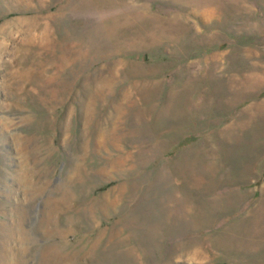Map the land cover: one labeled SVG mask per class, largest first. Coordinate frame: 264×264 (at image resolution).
I'll list each match as a JSON object with an SVG mask.
<instances>
[{
  "label": "rangeland",
  "instance_id": "374dc122",
  "mask_svg": "<svg viewBox=\"0 0 264 264\" xmlns=\"http://www.w3.org/2000/svg\"><path fill=\"white\" fill-rule=\"evenodd\" d=\"M0 264H264V0H0Z\"/></svg>",
  "mask_w": 264,
  "mask_h": 264
}]
</instances>
